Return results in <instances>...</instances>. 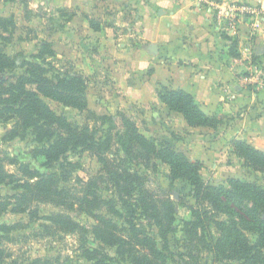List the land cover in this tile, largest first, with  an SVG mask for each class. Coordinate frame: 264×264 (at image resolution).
Here are the masks:
<instances>
[{"label":"trees","instance_id":"trees-1","mask_svg":"<svg viewBox=\"0 0 264 264\" xmlns=\"http://www.w3.org/2000/svg\"><path fill=\"white\" fill-rule=\"evenodd\" d=\"M13 27V20L0 16V38L13 33ZM236 46L238 38L232 40L231 52L239 57L240 53L233 51ZM54 56L48 41L21 63L0 48V122H14L8 138L33 137L38 145L31 154L42 159L45 169L41 172L13 160L10 163L19 165L21 178L7 170L0 159V184H13L16 191L0 194V214L30 211L35 202L55 204L64 211L45 219L59 231L79 233V249L87 264H167L164 243L175 230V205L169 200L159 203L139 171L164 164L169 167L168 178L187 182L195 200L190 206L193 220L185 223L189 242L208 252L218 264H264V184L235 177L222 185L206 183L203 163L191 160L170 141L147 137L122 112L114 116L91 110L86 77L53 68L49 57ZM257 56L261 55L253 53V58ZM157 96L190 127L216 130L222 124L184 89L160 85ZM47 99L85 113V121H70L52 109ZM232 146L249 167L264 176L263 150L244 139L233 140ZM82 152L101 162L99 175L82 189L64 185L77 169L72 156ZM105 182L112 183L115 190L108 199L99 194L100 184ZM103 206L107 207L105 214L100 213ZM72 213L87 215L94 224L88 228ZM31 214L37 215L34 210ZM149 226L157 229L156 234ZM16 228L0 225V231L6 233ZM90 235L100 243L98 247L90 245ZM108 248L115 249L116 255ZM34 264H39L38 260Z\"/></svg>","mask_w":264,"mask_h":264},{"label":"rangeland","instance_id":"rangeland-1","mask_svg":"<svg viewBox=\"0 0 264 264\" xmlns=\"http://www.w3.org/2000/svg\"><path fill=\"white\" fill-rule=\"evenodd\" d=\"M126 14L122 3L117 5L111 0H0V16L14 22L13 33H5V38H0V48L21 63L24 57L29 58L37 53L43 42H50L56 54L54 57H49L53 68L77 72L86 77L87 98L91 110L98 114L114 116L122 112L133 119L139 130L147 137L170 141L177 150L182 152H184L183 149L186 150L185 145L189 147L190 144L181 143V139L205 137V140L210 141L208 145L203 143L204 147L200 146V149L195 143L189 153H184L191 160L203 163L202 173L208 184L222 185L230 177L264 184L263 174L249 167L245 160L234 152L232 141L238 139L234 138L237 133L235 131L230 134L232 130L228 127H231V120L235 121L237 117L240 120L243 118L235 116L236 112L232 114L233 110L230 112L228 106L226 113L222 111L224 113L222 117L218 113L211 114L222 120V124L216 130L193 131L183 126V123L175 116L177 114L171 116L172 114L165 110L163 105L147 100L139 102L127 95L128 86L125 84L123 75V70L126 68L123 64L126 61L123 56L118 55L122 52L120 38L129 31L127 26H122L121 21L128 18ZM252 37H255V34ZM244 46L242 45V49ZM233 51H238L242 55L239 57L243 59L247 55L239 51L238 46ZM260 58L252 56L246 61H239L238 64L244 69L242 72H244L247 86L250 87L249 93L257 91L258 88L262 89L260 87L264 88V70H261L264 58L262 61ZM249 61L254 65H261L260 70L251 69ZM112 64L120 67L118 77L114 74ZM47 103L58 114L65 115L74 123L85 121L86 114L77 109L50 99H47ZM260 111L258 110L255 115ZM252 115H249L248 119H253ZM13 124L12 121L0 122V159L5 168L24 178L18 168L19 165L10 163L14 160L29 164L31 169L44 172L42 159L34 158L31 154V150L38 145L31 135L7 137V131ZM213 137H219V139L212 140ZM240 139L247 140L264 151V142L263 146H259L251 139ZM209 144L212 145L209 146ZM206 147L212 151L205 153L202 148ZM72 160L77 163V169L71 172L64 185L82 189L92 178L99 175L102 164L89 152L73 155ZM139 171L143 174L147 188L155 195L159 203L169 200L175 205L177 213L175 230L168 235L167 242L164 243L168 249L166 250L167 264H218L208 252L193 246L187 238L185 223L193 220L190 206L195 205L187 182L171 181L168 178L169 167L164 164L154 170L144 168ZM100 185L99 194L104 199L114 195L112 183L105 182ZM15 192L13 184H0L1 195H11ZM29 209L30 211L24 213L10 210L0 214V225H17V228L9 233L0 231L2 251L0 264H34L37 260L39 264H87L79 249V233L59 231L45 219L53 213L64 211L63 207L35 202L30 204ZM32 210L36 211L37 215L33 216ZM106 211L107 207L103 206L100 213L105 214ZM72 214L88 228L94 224L87 215ZM221 217L225 218V216ZM149 229L156 234L157 229L152 226H149ZM212 230L218 234L216 228L213 227ZM89 239L91 246L100 245L91 235ZM158 240L162 246L161 238L158 237ZM108 250L112 255H116L115 249L108 248Z\"/></svg>","mask_w":264,"mask_h":264},{"label":"crops","instance_id":"crops-1","mask_svg":"<svg viewBox=\"0 0 264 264\" xmlns=\"http://www.w3.org/2000/svg\"><path fill=\"white\" fill-rule=\"evenodd\" d=\"M111 1L117 5L122 3L128 17L121 20L129 31L121 36L122 52L118 53L126 61L123 75L127 95L139 102L147 100L163 105L171 116L177 114L175 116L188 130L213 132L212 128L190 127L180 113L170 112L157 96L160 85L184 89L208 114L218 113L222 117L228 106L232 114L236 112L235 116L243 118L230 121V134L236 131L234 138L251 139L254 144L263 146L264 109L260 110L264 108V88L249 93L244 69L238 64L250 59L253 53L261 55L260 61L264 58V0H224L226 4H245L255 9L254 13L240 15L232 28L219 25L214 9L198 4L197 0ZM234 38H238L239 51L247 53L244 59L240 58L242 55H232ZM242 45H245L243 49ZM248 64L251 69L260 70L261 65L251 61ZM112 68L118 77L120 67L115 64ZM258 110L259 114L255 115ZM249 115L254 116L253 119H248ZM182 142L190 144L189 147L184 144L186 150L183 149L189 153L195 143L201 149L203 143L208 145L210 141L195 136L183 138ZM208 148L202 150L212 151Z\"/></svg>","mask_w":264,"mask_h":264},{"label":"built area","instance_id":"built-area-1","mask_svg":"<svg viewBox=\"0 0 264 264\" xmlns=\"http://www.w3.org/2000/svg\"><path fill=\"white\" fill-rule=\"evenodd\" d=\"M200 5H208L216 11V22L222 26L235 27L238 17L244 13H254L255 9L251 6L236 3L225 4L224 0H197Z\"/></svg>","mask_w":264,"mask_h":264},{"label":"water","instance_id":"water-1","mask_svg":"<svg viewBox=\"0 0 264 264\" xmlns=\"http://www.w3.org/2000/svg\"><path fill=\"white\" fill-rule=\"evenodd\" d=\"M224 3H225V1H224ZM226 4V3H225ZM228 4H233V3H228Z\"/></svg>","mask_w":264,"mask_h":264}]
</instances>
